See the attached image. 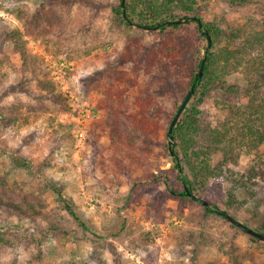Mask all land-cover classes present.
<instances>
[{
  "label": "rangeland",
  "instance_id": "374dc122",
  "mask_svg": "<svg viewBox=\"0 0 264 264\" xmlns=\"http://www.w3.org/2000/svg\"><path fill=\"white\" fill-rule=\"evenodd\" d=\"M260 1L238 6L232 0H198L195 15L230 33V25L243 21ZM119 4L121 0H0V110L6 115L0 118V184L19 188L22 196H41L45 214L19 216L15 208H0V229L13 225L24 233L60 225L43 243L30 245L28 239L15 249L2 248L0 264H98L100 257L103 264H116V257L119 264H264L262 241L254 242L221 216L206 215L196 201L170 197L165 180L172 183L173 158L182 161V155H170L168 130L189 81L180 68L158 92L154 73L162 76L169 70L166 62L152 64L151 57L170 43L169 29L150 32L129 18L128 26L116 14ZM36 15L41 22L33 21ZM195 26L192 22L176 33L180 45L175 54L183 52L188 61L204 53L206 42L199 44L191 35ZM20 46L37 58L41 80L53 82L52 93L24 67ZM225 80L239 86L201 89L188 103L200 110L203 133L226 120L227 105L247 102L244 89L237 91L245 85L240 74ZM114 87L128 118L140 116L139 96L155 100L149 111L160 104L155 119L144 121L145 133L136 128V119H127L128 131L113 141L104 102ZM52 97L60 101L54 103ZM237 152L227 161L221 152L210 156L219 176L198 183L195 195L264 231V181L249 184L245 179L252 166L264 171V145L259 152ZM242 181L248 185L231 194ZM33 188L37 192L31 195ZM58 190L79 219L65 209Z\"/></svg>",
  "mask_w": 264,
  "mask_h": 264
},
{
  "label": "trees",
  "instance_id": "16d2710c",
  "mask_svg": "<svg viewBox=\"0 0 264 264\" xmlns=\"http://www.w3.org/2000/svg\"><path fill=\"white\" fill-rule=\"evenodd\" d=\"M197 1L198 0H128L126 2V15L131 21H136L138 25L156 26L162 21H175L181 18L196 16ZM233 1L238 6H245L252 4V2H255L256 0H232V2ZM258 3L259 7L247 14V16L242 19L243 21H235L234 24L230 25V33H227L224 28L219 27L214 23L205 22L203 20L202 28L197 21H191L181 24H163L157 29L161 33H164L169 29L171 37L170 43H165L159 53L157 54L154 52L151 57L152 64L159 67L163 62H166V65L168 66L167 70H169V72L164 73L162 76L157 74V72L154 73L157 77L156 79L159 80L158 92H163L161 89L165 88V82L169 84V76L176 71L178 72L180 68L181 71L179 74L186 77L189 81L187 93L189 92L192 84L196 81L197 74L206 54L208 39L203 34V31H207L211 36L212 45L207 53L204 71L197 81L192 98L199 92V90L202 89V93H206L208 90H212L215 86H219L220 84H223V87H225V85L239 86V84L228 85L225 80L226 77L233 73L240 74L242 80L245 81L243 87L240 86L241 88H236H238L237 91H240L243 88V97L247 98L245 104L227 105L228 116L226 120L210 129L208 133H203L201 130V124L198 118L200 110L197 107L190 108V104L186 106L173 130V136L176 143L173 148H175V153H181L182 161H178V158L176 157L173 158L175 161L173 168L176 170V174L172 179V183H170L167 178L165 180L167 190L172 198L182 200L190 199L191 201H195L186 194L185 187L187 186L192 193L197 194L198 188L196 185H198V183H209L212 179L219 176V174L217 175L216 170L210 165L209 159L213 153H223L225 160L227 161L229 157L230 160L233 159V154L238 153L237 151L247 149L249 152H259V149L264 145V1ZM177 10L184 14L182 16H176L174 13ZM164 13H169L170 15L163 16ZM116 14L119 15L123 23L128 26L131 25L124 16L121 4L117 6ZM132 14L134 15V18ZM35 20L41 22L42 18L40 15H36L34 16L33 21ZM192 22L196 23V26L192 30L191 35L198 39L200 42L199 44H202V41L206 43L202 56H194L193 61H188L189 58L183 54V52L175 54V51H179L176 49H178L180 45L177 43L178 37L176 33L180 29H185L186 25L191 24ZM150 32H152V30ZM223 37H227L228 40L224 41ZM17 50L22 56H24V67L32 70L33 78L37 79L38 86L42 89L49 90L50 93H52L53 82L49 79L41 80L40 75L42 72L39 70L40 67L37 58H33L32 56L29 57L26 48L23 46L18 47ZM140 57L141 59L145 58L144 56ZM177 63L179 65L181 64L179 68L177 67ZM162 69L164 68L162 67ZM51 95L52 94H47L46 97L49 98ZM107 95L108 98L104 102V106L108 111L105 123L114 137V142L121 139L125 132L128 131L125 124L127 119H130L131 121H135L134 119H136V128L138 127L141 133H145L146 125L144 121L155 119V112L162 109L160 104H157L158 107L154 108L153 112L147 110L149 104L155 100H147V98L139 96V98L136 99V105L141 114L140 116H135V118H128L126 114H122L126 109H122L123 101L122 96L119 93V88H115L114 90L111 88ZM52 98L54 103L60 101L57 97ZM0 118H6L5 113L1 110ZM137 134L138 132H134V138ZM199 135H204L203 137L201 136L203 138L202 144L199 143V140L197 139ZM196 144L201 145L197 147L195 146ZM177 147L179 148L178 150ZM169 152L170 155H172L171 151ZM262 160L264 161V159ZM249 173L251 175H249ZM246 175L245 179H248L247 182H249V184H255L253 181L256 179H260V181L263 179L262 181H264V171H262L259 166H252ZM247 182L242 181L237 186L235 185L234 188L231 189V194L244 189L245 186L248 185L246 184ZM38 189L41 193L44 191L43 188L39 187ZM32 191L31 195H34L37 192V188H33ZM57 193L60 200L65 203V209L68 213L73 215L76 219H79L71 204L62 195V191L58 190ZM23 204H26V206L24 207ZM43 207L44 204H42L41 196H22L21 192H19V188L14 187L9 183L0 184V208H15L19 211V214H17L19 216H22L23 214L31 215L32 213L35 216L41 215L45 217ZM203 207L206 215L215 214L219 217L221 216L217 212L219 206L216 204L209 207L203 205ZM224 212L228 213V211ZM28 217L33 220L32 217ZM229 223L232 224L231 222ZM246 224L252 226L249 223ZM232 227L240 229L233 224ZM59 228L60 225L56 224L53 225V228L45 230H43V228H37L33 232L25 230L24 233H22L23 231L19 229L18 226L9 225L6 230L0 229V250L4 247L15 249L28 239L30 241L27 243L30 245L35 242L39 243V241L43 243L49 238V231H54L55 229L58 230ZM253 228L264 233V231L258 227ZM251 237L254 242L261 241L253 236ZM111 252L114 254L115 249L111 248ZM37 257L39 258V255ZM114 259L117 262L116 264L120 263L117 257ZM103 263L104 261L100 257L98 264Z\"/></svg>",
  "mask_w": 264,
  "mask_h": 264
},
{
  "label": "water",
  "instance_id": "95a60500",
  "mask_svg": "<svg viewBox=\"0 0 264 264\" xmlns=\"http://www.w3.org/2000/svg\"><path fill=\"white\" fill-rule=\"evenodd\" d=\"M121 6L123 8L124 16H125L126 20L128 22H130V20L128 19L127 15H126V0H122ZM190 21H197L199 23V26L201 28L203 27V21H202V19L198 18L197 16H190V17H187V18H181V19H178V20H175V21H165V22L159 23L156 26H144V25H138V24H134V25L135 26H138V27H141L143 29L156 30L160 26H162L163 24H170V23L181 24V23L190 22ZM203 34L208 39V46L206 48V54L204 56V59L202 61L201 66H200L199 72L197 74L196 81L192 84L191 89L189 90V92L185 96L184 100L180 104V107L177 110V112H176V114H175V116H174V118H173V120H172V122H171V124L169 126V130H168L169 148H170L171 154L173 156H175V151L173 149V146L175 145V139H174V136H173L174 127L176 126V124L179 121V119H180L183 111L185 110L186 106L188 105V103L190 102V100H191V98H192V96L194 94V91H195V88H196V85H197V81L202 76L203 71H204V66H205V63H206V60H207V53H208V51H209V49L211 48V45H212V39H211L210 34L207 31H203ZM180 170H182V169H180ZM185 190H186V194L190 198H192L193 200L201 203L202 205H204L206 207L211 206V204H210V202L208 200L196 196L194 193H192L190 191V189L187 186L185 187ZM217 212L223 218H225L226 220H228L229 222H231L233 225H235L238 228H240L242 231H244V232L248 233L249 235H251V236H253V237H255V238H257V239H259V240H261V241L264 242V233L255 230L254 228L248 226L246 223H244V222H242V221L234 218L232 215H230V214H228V213H226V212H224L222 210H217Z\"/></svg>",
  "mask_w": 264,
  "mask_h": 264
}]
</instances>
